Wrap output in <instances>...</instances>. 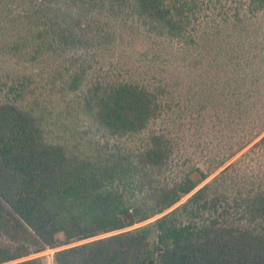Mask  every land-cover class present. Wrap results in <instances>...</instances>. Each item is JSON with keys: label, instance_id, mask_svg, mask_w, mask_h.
<instances>
[{"label": "trees", "instance_id": "trees-1", "mask_svg": "<svg viewBox=\"0 0 264 264\" xmlns=\"http://www.w3.org/2000/svg\"><path fill=\"white\" fill-rule=\"evenodd\" d=\"M0 228V264H264V0H0Z\"/></svg>", "mask_w": 264, "mask_h": 264}, {"label": "rangeland", "instance_id": "rangeland-1", "mask_svg": "<svg viewBox=\"0 0 264 264\" xmlns=\"http://www.w3.org/2000/svg\"><path fill=\"white\" fill-rule=\"evenodd\" d=\"M0 242L2 244L8 245L9 247H13L14 249L16 248L21 249L23 247H28L26 245H23L25 242V237L23 235L21 234L15 235L13 232H5L1 228H0ZM29 247L32 250H34V247L32 245H30ZM56 251L57 250H48L44 253L33 255L25 259H34V258L43 257V264H55L54 254Z\"/></svg>", "mask_w": 264, "mask_h": 264}]
</instances>
